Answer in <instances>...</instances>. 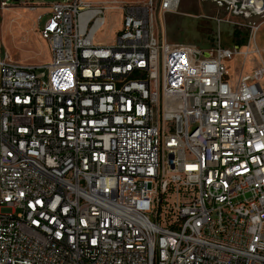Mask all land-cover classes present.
I'll use <instances>...</instances> for the list:
<instances>
[{
    "label": "built area",
    "instance_id": "1",
    "mask_svg": "<svg viewBox=\"0 0 264 264\" xmlns=\"http://www.w3.org/2000/svg\"><path fill=\"white\" fill-rule=\"evenodd\" d=\"M22 4L50 60L0 54V264H264V20L202 49L154 27L180 0Z\"/></svg>",
    "mask_w": 264,
    "mask_h": 264
},
{
    "label": "rangeland",
    "instance_id": "2",
    "mask_svg": "<svg viewBox=\"0 0 264 264\" xmlns=\"http://www.w3.org/2000/svg\"><path fill=\"white\" fill-rule=\"evenodd\" d=\"M29 0H10L15 7L0 10V54L6 53L11 59L22 65L42 66L50 60V49L47 41L43 40L35 25V16L29 14L22 4ZM38 3L68 2L71 0H33ZM94 4H106L110 7H120L125 4H139L144 0H91ZM159 3V0H157ZM226 0H180L176 12L161 15L157 13L154 27L159 36L171 44H189L202 49L213 48L217 45H238L233 34L240 30L245 37L247 24L264 20L260 15H254L252 8H247L245 14L234 15L228 10ZM249 15V16H248ZM251 15V16H250ZM47 17L44 16L42 22ZM214 18L223 21L218 24ZM42 24V23H41ZM121 26V15L114 8L107 12L106 25L97 33V42L109 45ZM257 45H264V24L257 33ZM251 66L246 65V72ZM43 68L39 69V72ZM231 71L232 68H231Z\"/></svg>",
    "mask_w": 264,
    "mask_h": 264
},
{
    "label": "water",
    "instance_id": "3",
    "mask_svg": "<svg viewBox=\"0 0 264 264\" xmlns=\"http://www.w3.org/2000/svg\"><path fill=\"white\" fill-rule=\"evenodd\" d=\"M13 1H18V0H13ZM226 1L232 2L233 5L235 6L236 10H239L242 7L248 6L250 8H253L256 12H262V11H264V3L262 5V8L257 9V8L252 7L246 1H242V2H240V1H234V0H226ZM159 51H160V48H159ZM160 75H161V73H160V56H159V79H160ZM160 108H161V84H160ZM160 127H161V111H160ZM160 138H161V136H160Z\"/></svg>",
    "mask_w": 264,
    "mask_h": 264
},
{
    "label": "bare ground",
    "instance_id": "4",
    "mask_svg": "<svg viewBox=\"0 0 264 264\" xmlns=\"http://www.w3.org/2000/svg\"><path fill=\"white\" fill-rule=\"evenodd\" d=\"M234 1H246L248 2L252 7L254 8H257V9H260L262 8V5L264 3V0H234ZM6 10H9V9H6Z\"/></svg>",
    "mask_w": 264,
    "mask_h": 264
},
{
    "label": "trees",
    "instance_id": "5",
    "mask_svg": "<svg viewBox=\"0 0 264 264\" xmlns=\"http://www.w3.org/2000/svg\"><path fill=\"white\" fill-rule=\"evenodd\" d=\"M234 38L236 39V42L238 45H243L245 44V37H242L241 31L240 30H235L233 34Z\"/></svg>",
    "mask_w": 264,
    "mask_h": 264
}]
</instances>
